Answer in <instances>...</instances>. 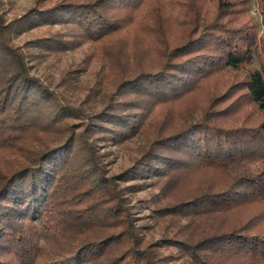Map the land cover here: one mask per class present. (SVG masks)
<instances>
[{"label": "trees", "instance_id": "1", "mask_svg": "<svg viewBox=\"0 0 264 264\" xmlns=\"http://www.w3.org/2000/svg\"><path fill=\"white\" fill-rule=\"evenodd\" d=\"M249 3L56 0L0 14V264H264V28ZM85 40H116L118 82L98 112L27 64L29 48ZM133 138L134 165L110 174L98 146ZM151 186L169 231L156 242L129 198Z\"/></svg>", "mask_w": 264, "mask_h": 264}, {"label": "rangeland", "instance_id": "2", "mask_svg": "<svg viewBox=\"0 0 264 264\" xmlns=\"http://www.w3.org/2000/svg\"><path fill=\"white\" fill-rule=\"evenodd\" d=\"M56 0H2L0 14L10 21L23 16L30 9L41 4H52ZM248 16L256 25L257 33L262 35L264 23L261 15V5L258 0H249ZM61 31L57 25L38 26L12 35V42L16 45L30 46L39 36L50 35ZM96 43L80 41L64 50L29 48L33 55L27 58L29 72L38 77L43 84L57 92L61 98L85 111L98 112L107 104L108 96L113 92L118 82L117 72L110 62L115 53V41ZM111 61V60H110ZM261 61L253 57L250 66L261 70ZM238 94V93H237ZM234 94L233 96H236ZM125 95L119 100L128 98ZM133 115V111H130ZM102 142V141H100ZM139 139L126 140L121 145H115L110 140L98 146L100 152L107 155L109 173H119L134 165L139 155ZM264 168V162L260 164ZM149 182V181H147ZM149 186V185H147ZM152 187V186H151ZM158 191L157 187H146L129 195L130 205L141 224V232L146 240L156 242L168 236L165 220L156 219L153 204L150 202V192ZM168 251L166 250L165 253Z\"/></svg>", "mask_w": 264, "mask_h": 264}]
</instances>
